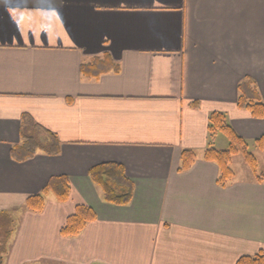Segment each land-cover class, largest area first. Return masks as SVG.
Returning <instances> with one entry per match:
<instances>
[{"label":"crops","instance_id":"obj_1","mask_svg":"<svg viewBox=\"0 0 264 264\" xmlns=\"http://www.w3.org/2000/svg\"><path fill=\"white\" fill-rule=\"evenodd\" d=\"M106 55L118 74L83 75ZM246 79L264 102V0H0V215L17 223L3 264H236L264 252V181L220 185L204 159L214 113L258 151L264 119L237 107ZM24 116L57 137L58 156L13 157ZM111 163L134 187L127 206L89 177ZM55 177L69 178V199L26 210ZM80 205L96 220L62 237Z\"/></svg>","mask_w":264,"mask_h":264},{"label":"trees","instance_id":"obj_2","mask_svg":"<svg viewBox=\"0 0 264 264\" xmlns=\"http://www.w3.org/2000/svg\"><path fill=\"white\" fill-rule=\"evenodd\" d=\"M119 72L120 67L108 55L103 58H95L89 63L82 65L83 75L89 78H99L107 73L118 74ZM237 107L248 111L254 119H264V102L261 99L257 84L253 80L246 79L239 84ZM29 131L40 132L44 136L37 138L30 135ZM209 134L212 139L219 134L224 135L230 142L227 150L208 148L204 154L206 161L218 165L220 170L218 183L220 185H226L234 178L231 163L233 157L240 153L243 154L247 165L250 167L257 181H264V173L258 174L257 172L258 160L250 152V143L236 134L225 114L214 113L210 116ZM21 138V145L17 146L12 152L13 157L19 161L33 159L38 152H42L48 156H58L60 154V143L57 137L53 134H45V131L36 125L29 116L23 117ZM253 145L258 150H264V135L253 141ZM194 160L195 155L193 152L184 151L182 154V169H189ZM89 177L102 190L107 203L117 206H127L131 203L134 187L132 182L126 178L122 166L113 163L96 166L89 172ZM70 190L69 178H52L39 194L31 196L26 200L24 207L30 212L41 213L46 206V200L49 195H53L59 203H64L69 199ZM96 218V213L90 207L85 205L77 206L75 213L67 219L60 234L65 238L78 237L85 227L95 221ZM8 236L9 234H6L5 238ZM2 245L0 243V249ZM3 247L5 248L3 250V254L5 255L8 249L7 246ZM3 254H0V264H3ZM236 264H264V252L261 251L254 256L241 257Z\"/></svg>","mask_w":264,"mask_h":264},{"label":"rangeland","instance_id":"obj_3","mask_svg":"<svg viewBox=\"0 0 264 264\" xmlns=\"http://www.w3.org/2000/svg\"><path fill=\"white\" fill-rule=\"evenodd\" d=\"M29 134L35 137L41 138L44 136L40 132L36 131H29ZM229 140L224 135H217L213 139H210V146L208 148H215L217 150H227L229 148ZM258 160V174L264 173V150H258V151H250ZM231 168L234 172V175L236 177L245 178L246 176H249L252 172L250 170V167L247 165L245 158L243 154H238L233 157ZM5 217L0 216V243L3 244L2 248L0 249V254H3L5 248L3 246H6L9 244L11 235L14 229H16V222L5 220ZM6 234H9L7 238Z\"/></svg>","mask_w":264,"mask_h":264}]
</instances>
